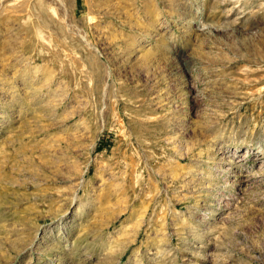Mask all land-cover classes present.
Instances as JSON below:
<instances>
[{
	"label": "rangeland",
	"instance_id": "1",
	"mask_svg": "<svg viewBox=\"0 0 264 264\" xmlns=\"http://www.w3.org/2000/svg\"><path fill=\"white\" fill-rule=\"evenodd\" d=\"M0 264H264V0H0Z\"/></svg>",
	"mask_w": 264,
	"mask_h": 264
},
{
	"label": "bare ground",
	"instance_id": "2",
	"mask_svg": "<svg viewBox=\"0 0 264 264\" xmlns=\"http://www.w3.org/2000/svg\"><path fill=\"white\" fill-rule=\"evenodd\" d=\"M230 161V160H229ZM258 173H260V172H258ZM256 176V175H255ZM240 184V183H239ZM225 186V185H224ZM243 186V185H242ZM220 202V201H219ZM228 208V207H227Z\"/></svg>",
	"mask_w": 264,
	"mask_h": 264
}]
</instances>
